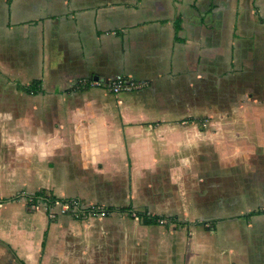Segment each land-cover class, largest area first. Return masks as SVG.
Here are the masks:
<instances>
[{
	"label": "crops",
	"instance_id": "0c3cea01",
	"mask_svg": "<svg viewBox=\"0 0 264 264\" xmlns=\"http://www.w3.org/2000/svg\"><path fill=\"white\" fill-rule=\"evenodd\" d=\"M117 73L144 85L77 82ZM0 77L17 93L3 159L32 193L117 207L137 176L163 175L166 193L169 174L177 192L205 184L213 226L183 244L186 264H264V0H0ZM34 79L42 91L18 87ZM19 198L0 264H81L66 219L29 202L26 216Z\"/></svg>",
	"mask_w": 264,
	"mask_h": 264
},
{
	"label": "rangeland",
	"instance_id": "374dc122",
	"mask_svg": "<svg viewBox=\"0 0 264 264\" xmlns=\"http://www.w3.org/2000/svg\"><path fill=\"white\" fill-rule=\"evenodd\" d=\"M16 99L17 93L14 85L0 77V216L7 209L5 204L8 201L7 197L16 194L21 195L20 203L15 204L19 206L17 209L24 215L31 216L33 213L29 212L26 207L24 210L22 205L29 201L27 193L33 194L32 191L37 187L31 179H23L20 174H14V165L10 163L12 161L7 163L3 159L6 148L3 147L2 142H16L11 138L13 136L8 137L9 135L4 134L5 131L1 127L6 125L8 120H16L17 112L16 109L14 110ZM2 136L8 139L3 141ZM133 179L134 181L130 179L128 184H123V194L115 199L116 204L132 203L136 211L147 210L151 214H176L179 219L187 222L168 224L166 220H161L158 224L150 225L143 223L138 216L118 210L110 211L105 215H92L83 218L87 221H81V218L75 217V219L71 214L62 213L58 208L59 213L56 217L62 215L59 218L66 219L70 238L74 242L83 244L77 252L81 264H186V258L181 256L183 244L186 248L196 229L203 230L208 227L202 222H199L201 225L195 223L198 220H209L207 217H210L209 211L204 208L207 207L205 204L208 205L206 200H201V195L204 196L201 192L205 184L195 186L189 193L177 192L178 187L174 180L176 177L169 174L170 191L166 193L163 190L164 185L161 184L163 175H153L149 178L137 176ZM180 179L187 181L184 176ZM189 186L192 188L191 185ZM97 201L100 205H107L110 202L108 199ZM34 202H41V198ZM89 202L96 203L95 201ZM29 204L31 206V203ZM31 208L34 211L43 209L46 212L43 203ZM86 233L87 236H85ZM66 264H72V262L68 260Z\"/></svg>",
	"mask_w": 264,
	"mask_h": 264
},
{
	"label": "built area",
	"instance_id": "2783aa9c",
	"mask_svg": "<svg viewBox=\"0 0 264 264\" xmlns=\"http://www.w3.org/2000/svg\"><path fill=\"white\" fill-rule=\"evenodd\" d=\"M77 82L79 85L104 87L113 93L132 91L144 85V81L123 73H117L109 78L93 77L90 79H79ZM40 203L44 204L46 212L52 218L56 217L59 213L58 208L62 213H68L80 218L107 214V211L102 208L101 205H97L96 203H87L79 197L67 200L56 199L53 202L41 199V202H31V206L36 207L39 206Z\"/></svg>",
	"mask_w": 264,
	"mask_h": 264
},
{
	"label": "trees",
	"instance_id": "16d2710c",
	"mask_svg": "<svg viewBox=\"0 0 264 264\" xmlns=\"http://www.w3.org/2000/svg\"><path fill=\"white\" fill-rule=\"evenodd\" d=\"M18 87H20L24 90L30 91V92H34V93L40 92V91H42L41 79H34L29 84L18 83ZM27 197L29 199V201H28L29 203L36 201L38 198L45 199L48 202H53L56 199H62V200L70 199L69 197H59L56 194L49 192L44 188L35 191L33 194H27ZM3 200H6V199H3ZM101 207L107 211L106 213H109L110 211H115V210L126 211L130 215L138 216L141 219V221L145 224H158V223H160L161 220H166V223H168V224L169 223L182 224V222L184 221L182 219H179V217L176 214H170V215H167V214H151L147 210H144V211L137 210L136 211L133 208L132 204L120 205L117 207L116 206L106 207V206L101 205ZM257 212H259V210H256V209L250 211V213H257ZM184 222H187V221H184ZM195 222H197V221H195ZM201 222L203 224H207V222H210V221L209 220H201L200 223ZM212 222L215 223V221H212ZM207 226H208L207 228H212L211 226H213V224L211 225V223H209V225H207ZM20 262L22 264H27L23 259H20Z\"/></svg>",
	"mask_w": 264,
	"mask_h": 264
},
{
	"label": "water",
	"instance_id": "95a60500",
	"mask_svg": "<svg viewBox=\"0 0 264 264\" xmlns=\"http://www.w3.org/2000/svg\"><path fill=\"white\" fill-rule=\"evenodd\" d=\"M95 77H97V76H95Z\"/></svg>",
	"mask_w": 264,
	"mask_h": 264
}]
</instances>
